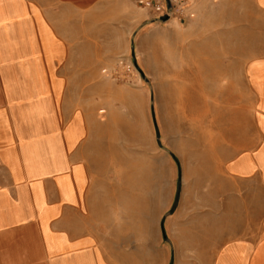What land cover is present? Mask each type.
Here are the masks:
<instances>
[{
  "label": "crops",
  "instance_id": "1",
  "mask_svg": "<svg viewBox=\"0 0 264 264\" xmlns=\"http://www.w3.org/2000/svg\"><path fill=\"white\" fill-rule=\"evenodd\" d=\"M188 2L152 82L132 0H0V264H264V0Z\"/></svg>",
  "mask_w": 264,
  "mask_h": 264
},
{
  "label": "rangeland",
  "instance_id": "2",
  "mask_svg": "<svg viewBox=\"0 0 264 264\" xmlns=\"http://www.w3.org/2000/svg\"><path fill=\"white\" fill-rule=\"evenodd\" d=\"M181 1L184 5L176 7L175 16L166 22L161 20L166 15H161L152 6L142 5L140 0H132L129 21L94 25L85 23L84 29L91 30L93 25L101 30L113 31L116 34V48L119 56H121L120 62H124V68L131 70V76L128 78L136 77L139 79L142 77V79L147 78L153 82L151 77L155 73L156 35L163 32L165 27L169 31L176 27L180 31L186 32L191 19L196 17L198 20L199 15L204 13L212 16L220 13L219 8L193 7L190 3H185L188 0ZM217 25V23H212L213 30H218ZM195 41L196 45L202 44V40L196 38ZM214 41L213 45L218 46V40ZM190 43H192L191 39L186 38L183 39L181 45H189Z\"/></svg>",
  "mask_w": 264,
  "mask_h": 264
},
{
  "label": "built area",
  "instance_id": "3",
  "mask_svg": "<svg viewBox=\"0 0 264 264\" xmlns=\"http://www.w3.org/2000/svg\"><path fill=\"white\" fill-rule=\"evenodd\" d=\"M184 1V0H183ZM141 4L155 8L161 15H169L170 18L175 16L176 7L184 5L181 0H140ZM189 3V2H185Z\"/></svg>",
  "mask_w": 264,
  "mask_h": 264
},
{
  "label": "water",
  "instance_id": "4",
  "mask_svg": "<svg viewBox=\"0 0 264 264\" xmlns=\"http://www.w3.org/2000/svg\"><path fill=\"white\" fill-rule=\"evenodd\" d=\"M170 19V16L169 15H166V16H163L162 18H161V20L163 21V22H166V21H168ZM134 53V52H133Z\"/></svg>",
  "mask_w": 264,
  "mask_h": 264
}]
</instances>
